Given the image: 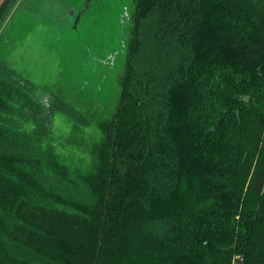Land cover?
<instances>
[{
    "label": "trees",
    "instance_id": "obj_1",
    "mask_svg": "<svg viewBox=\"0 0 264 264\" xmlns=\"http://www.w3.org/2000/svg\"><path fill=\"white\" fill-rule=\"evenodd\" d=\"M132 5L90 142L0 66V264H264V0Z\"/></svg>",
    "mask_w": 264,
    "mask_h": 264
},
{
    "label": "rangeland",
    "instance_id": "obj_2",
    "mask_svg": "<svg viewBox=\"0 0 264 264\" xmlns=\"http://www.w3.org/2000/svg\"><path fill=\"white\" fill-rule=\"evenodd\" d=\"M24 1L0 29V66L29 84L36 97L48 98L57 135L71 134L77 121L86 124L90 142L97 131L86 120L109 117L117 102L123 24L133 0H90L76 20L72 16L85 0ZM64 9L69 14L58 17ZM232 264H241L240 257Z\"/></svg>",
    "mask_w": 264,
    "mask_h": 264
},
{
    "label": "flooded vegetation",
    "instance_id": "obj_3",
    "mask_svg": "<svg viewBox=\"0 0 264 264\" xmlns=\"http://www.w3.org/2000/svg\"><path fill=\"white\" fill-rule=\"evenodd\" d=\"M23 1L24 0H20V2L17 5L23 4L25 2V1L24 2ZM46 1H49V4H50V2H53L54 0H45V2ZM54 2L56 3V1H54ZM89 4H90V0H85L83 2L82 8H79L78 10H76L75 13H74V15L72 16V18L75 19V20L78 19L87 10V7L89 6ZM132 8H133V5H132ZM64 10L61 11L62 13L58 17L63 18L64 16H66V15L69 14V12H70L69 9L68 10H65V11ZM71 12L73 13L74 11H71ZM130 15H131V13H127L126 19L124 20V24H123L124 30L127 29V26H128L129 20H130ZM109 63H110V61L108 62V64ZM42 97H43L44 100L40 103V105L43 106V107H46L47 108V111H48V114L51 115L52 114L51 113L52 106L48 103V98L45 95L42 96Z\"/></svg>",
    "mask_w": 264,
    "mask_h": 264
},
{
    "label": "crops",
    "instance_id": "obj_4",
    "mask_svg": "<svg viewBox=\"0 0 264 264\" xmlns=\"http://www.w3.org/2000/svg\"><path fill=\"white\" fill-rule=\"evenodd\" d=\"M3 2V0H0V5H1V3ZM241 261V260H240Z\"/></svg>",
    "mask_w": 264,
    "mask_h": 264
}]
</instances>
